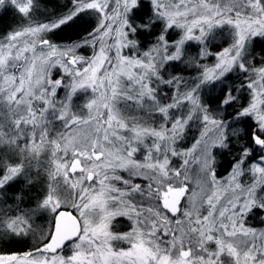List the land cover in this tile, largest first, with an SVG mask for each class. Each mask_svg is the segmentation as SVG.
<instances>
[{
  "label": "snow or ice",
  "instance_id": "1",
  "mask_svg": "<svg viewBox=\"0 0 264 264\" xmlns=\"http://www.w3.org/2000/svg\"><path fill=\"white\" fill-rule=\"evenodd\" d=\"M0 264H264V0H0Z\"/></svg>",
  "mask_w": 264,
  "mask_h": 264
},
{
  "label": "trees",
  "instance_id": "2",
  "mask_svg": "<svg viewBox=\"0 0 264 264\" xmlns=\"http://www.w3.org/2000/svg\"><path fill=\"white\" fill-rule=\"evenodd\" d=\"M5 19H8V17H5Z\"/></svg>",
  "mask_w": 264,
  "mask_h": 264
}]
</instances>
